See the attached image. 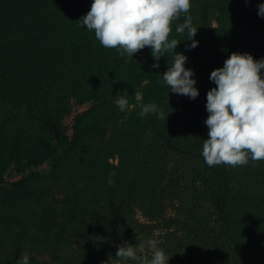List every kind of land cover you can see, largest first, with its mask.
I'll return each instance as SVG.
<instances>
[{"label": "trees", "instance_id": "trees-1", "mask_svg": "<svg viewBox=\"0 0 264 264\" xmlns=\"http://www.w3.org/2000/svg\"><path fill=\"white\" fill-rule=\"evenodd\" d=\"M197 2L191 0L192 23ZM92 3L93 0H0V237L17 239L24 235L66 247L80 234L111 261L117 260L119 246L130 235L125 219L135 199L138 197L151 214L158 215V198L171 184L150 162L132 170L126 166L134 160L135 137L147 128L146 116L141 118L140 111L129 113V126L118 123L112 136L99 143L107 120L127 112H121L115 100L126 95L130 105L135 92L141 91L149 104L168 98L189 114L208 118L209 113L207 102L173 93L163 81V74L172 66L174 50L160 58L164 68L159 73L152 70L150 46L131 59L127 54L122 57L116 49L104 48L94 31L80 21ZM254 8L241 0H212L203 15L215 16L219 21L217 33L209 35L198 28L194 37L198 49H189L192 41L188 40V31L176 32L186 20L187 14L181 13L172 22L168 39L179 42L175 51L188 58L185 67L192 70L219 68L216 42L238 30L255 42L264 58L263 41L248 29ZM145 57L149 60L142 61ZM144 80L148 81L143 84ZM83 105L87 109L77 112L70 127L64 128L67 116ZM163 122L164 129L156 135L166 151L202 156L192 149V142H184L174 133L178 127L174 117ZM180 122L184 124L183 119ZM115 152L126 164L120 174L109 161ZM13 165H19L25 173L10 187L5 174ZM42 177L61 181L63 193L55 203L48 200L49 187L28 184L29 179ZM199 178L202 189L198 198L212 201L226 238L234 242L225 256L226 264H264V240L245 245L242 237L240 223L250 209L249 199L235 194L223 169L207 165ZM100 185L105 192L101 199H94L91 194ZM78 215L86 224L85 231L72 226L73 217ZM236 215L238 219H234ZM204 233L210 243V233ZM22 254V246L16 244L8 254H0V264H18Z\"/></svg>", "mask_w": 264, "mask_h": 264}, {"label": "rangeland", "instance_id": "rangeland-1", "mask_svg": "<svg viewBox=\"0 0 264 264\" xmlns=\"http://www.w3.org/2000/svg\"><path fill=\"white\" fill-rule=\"evenodd\" d=\"M211 2L212 0H198L195 3L193 19V27L197 30L198 28L204 29V32L209 35L217 33L216 29L219 27V21L215 16L204 18L203 15L204 8ZM241 2L255 6L254 12L248 21V29L264 43V17L258 15V6L264 3V0H247V2L241 0ZM212 38L207 37L206 39ZM206 43L211 45L210 40H207ZM216 46V51H219L216 56V63L219 68L224 66L225 60L234 52L251 54L256 60L262 59L255 42L241 30L229 37L219 38ZM142 59V61L149 60L148 57ZM151 59L155 64L156 60L153 57ZM163 68L160 59L159 67L152 68V70L161 73ZM145 69L148 70L149 68L145 67ZM261 71L264 73V69ZM211 72L209 70H194L193 79L196 80L195 87L199 90V96L196 99L207 102L208 91L216 87H211L215 84L210 80ZM147 81L144 80L143 84ZM152 102H154L152 104H156L158 108L163 110L165 118L168 117V120L175 118L178 127L174 133H178V136L184 142H192L193 148H191L202 155L204 140L208 139V128L205 124L207 118L187 113L174 102V99L162 98L158 101L152 100ZM147 104H149V101L143 93L140 100L135 97L124 116L120 118L112 117L107 120L105 134L103 137L98 138L99 143L103 144L112 136L118 123L129 126V113L133 110L141 111V105ZM85 109H87V105L75 108L72 114L67 116L64 128H69L75 114ZM182 119L184 121L183 125L180 124ZM163 121L164 119L158 118V113L146 115L147 128L135 137L136 146L132 164L126 165L118 152H115V156L109 159L117 169L116 174H120L125 169V165L132 170L133 167L150 162L152 167H157L160 176L164 177L166 182L167 180L171 181L170 186H166L165 192L158 198L161 203L160 214H151L150 210L144 207V203L142 204L138 197L135 199L125 219L130 232L125 242L135 246L138 255L143 254L140 252V245L144 244V251L151 259L152 250L147 247L146 242L156 240L158 248L165 253L166 258L169 260L168 264H226L227 259L225 256L229 252V246L234 245V242L226 238L223 227L220 226L214 211L212 201L198 198L199 191L202 189V180L199 175L205 172L207 164L204 162L203 156L199 158L166 151L156 135L159 130L164 129ZM255 165L253 166V161L249 159V163L243 166L233 167L225 164L215 166L227 172L230 184L236 192L235 194L244 195V198L249 199L250 209L244 215L243 223H240L243 226L242 237L245 245H254L264 240V160L256 161ZM45 172L49 173V167L45 168ZM127 172L131 171L127 170ZM24 173L25 170L19 165H13L6 171V184L13 187V183L22 179ZM60 182L56 183L49 177L28 180V184L49 187L48 200L52 203H55L54 200L56 201L57 198H61L63 193ZM104 192V186H96V192L92 193L91 196L94 199H101ZM81 203L83 204L84 201H81ZM56 204L60 205L59 203ZM81 207L83 208V206ZM234 219H238L237 215ZM81 221L79 215L73 217L72 226L85 231L84 226L86 224ZM204 231L210 233V243L206 242ZM65 237L70 241L67 233H65ZM242 241L241 239V243ZM16 244L22 246V255L26 254L28 256L29 264H136L132 260L108 261L98 247L87 242V238L80 234L75 236L74 241L66 247H59L63 245L39 241L24 235L17 239L13 236L7 239L0 237V254H8ZM205 259H207V263L204 262Z\"/></svg>", "mask_w": 264, "mask_h": 264}, {"label": "clouds", "instance_id": "clouds-1", "mask_svg": "<svg viewBox=\"0 0 264 264\" xmlns=\"http://www.w3.org/2000/svg\"><path fill=\"white\" fill-rule=\"evenodd\" d=\"M247 2V0H246ZM191 0H93L90 11L81 18L82 26L94 31L96 39L106 49H116L123 57L131 59L134 54L151 47V55L159 60L170 50H174L172 66L163 74V81L171 92L189 96L195 100L199 90L195 87L194 70L186 68L187 57L177 53L176 39L169 41L171 24L181 13L187 14L182 26L176 28L178 34L188 31L192 43L189 49L198 46L194 40L197 28L193 27L190 15ZM258 15L264 17V3L258 6ZM264 58L256 60L251 54L232 53L222 68L211 72L210 80L216 87L207 93L206 109L209 113L205 124L208 139L204 140L202 156L208 166H243L253 161L264 160ZM140 100L142 93L135 92ZM115 104L121 112L129 108L126 95L118 96ZM158 113L165 119L162 109L156 104L141 105L140 117ZM168 119V117H167ZM115 173H110L114 176ZM113 183L110 179L109 184ZM152 250L151 259L145 253V245H140L137 254L135 246L127 242L119 246L117 260H132L136 264H168L165 253L157 246L156 240H148ZM18 264H29L28 256L22 255Z\"/></svg>", "mask_w": 264, "mask_h": 264}]
</instances>
